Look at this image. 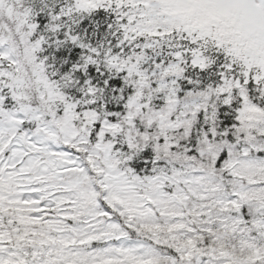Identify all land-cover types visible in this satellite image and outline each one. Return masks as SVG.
<instances>
[{
  "label": "snow or ice",
  "instance_id": "6c2138e0",
  "mask_svg": "<svg viewBox=\"0 0 264 264\" xmlns=\"http://www.w3.org/2000/svg\"><path fill=\"white\" fill-rule=\"evenodd\" d=\"M0 264H264V0H0Z\"/></svg>",
  "mask_w": 264,
  "mask_h": 264
}]
</instances>
